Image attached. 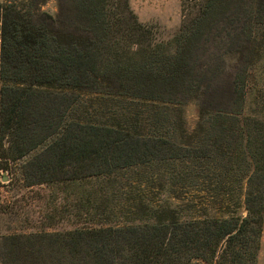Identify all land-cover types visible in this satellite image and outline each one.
Masks as SVG:
<instances>
[{
    "label": "trees",
    "instance_id": "trees-1",
    "mask_svg": "<svg viewBox=\"0 0 264 264\" xmlns=\"http://www.w3.org/2000/svg\"><path fill=\"white\" fill-rule=\"evenodd\" d=\"M45 1L0 0V170L60 194L50 209L69 227L7 236L12 252L32 243V264H256L264 116L244 107L264 0H199L165 41L129 0H55L56 14ZM193 194L225 215L187 217Z\"/></svg>",
    "mask_w": 264,
    "mask_h": 264
},
{
    "label": "rangeland",
    "instance_id": "rangeland-1",
    "mask_svg": "<svg viewBox=\"0 0 264 264\" xmlns=\"http://www.w3.org/2000/svg\"><path fill=\"white\" fill-rule=\"evenodd\" d=\"M199 0H129V6L139 23L150 29L149 38L154 41H165L190 18L196 10L195 3ZM194 6V7H193ZM40 8L52 14L57 12L55 0L45 1ZM152 40V41H153ZM248 76V92L244 107L245 114L264 116V53L255 60ZM189 123L195 120L194 106L185 108ZM6 170H0V264H32V254L26 255L28 246H18V252H12V245L5 239L11 235H29L36 231L48 229L62 230L69 227L63 213L50 209L56 201L61 202V195L52 193L44 186L26 187L22 182L11 180ZM199 195L193 194L194 209L187 212V217H215L224 213L215 208L202 207ZM235 198V195H234ZM176 201V200H171ZM234 202V201H233ZM233 207V206H232ZM237 213L245 214L243 208L233 207ZM53 216V218H52ZM49 225H53L49 228ZM15 247V246H14ZM46 261V259H45ZM256 264H264V223L260 236V249Z\"/></svg>",
    "mask_w": 264,
    "mask_h": 264
}]
</instances>
